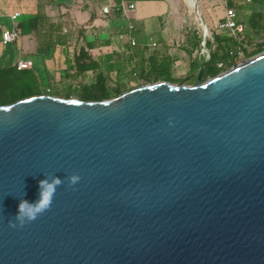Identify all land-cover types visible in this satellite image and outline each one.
<instances>
[{"label": "water", "instance_id": "obj_1", "mask_svg": "<svg viewBox=\"0 0 264 264\" xmlns=\"http://www.w3.org/2000/svg\"><path fill=\"white\" fill-rule=\"evenodd\" d=\"M203 67L0 106V264H264V52Z\"/></svg>", "mask_w": 264, "mask_h": 264}, {"label": "trees", "instance_id": "obj_2", "mask_svg": "<svg viewBox=\"0 0 264 264\" xmlns=\"http://www.w3.org/2000/svg\"><path fill=\"white\" fill-rule=\"evenodd\" d=\"M114 13L121 15L118 4L121 0H113ZM133 2H153L162 0H124ZM222 1V0H221ZM226 7L240 9V4L227 0ZM238 22L237 18H235ZM244 33L233 38L223 34L212 36L205 40V48L209 52V59L200 55L201 35L190 33V47L182 50L190 60L187 76L193 83L204 64L202 80L213 78L229 70L236 64L239 56L252 58L264 52V44L248 51L254 36H264V17L261 13H252L242 23ZM29 29L34 33L37 52L43 59V66L37 69L18 71L16 62L0 66V106L13 104L25 98L38 95H48L58 98H76L85 102H101L115 98L123 93L145 84L159 81L172 84L181 83L173 74L175 58L165 53L153 51L146 58L142 50L133 53L125 48L120 54H112L101 60H95L89 54V49L95 45L85 42L72 53L70 60L66 59L63 71L53 72V67L45 66L46 58L51 60V53L57 45H65L63 34L57 26H53L43 14H38L29 20ZM0 25V36L2 32ZM1 44V41H0ZM197 53L193 57V53ZM205 62V63H204ZM52 71H50V70ZM136 86L133 87L132 84ZM48 90V91H47Z\"/></svg>", "mask_w": 264, "mask_h": 264}, {"label": "crops", "instance_id": "obj_3", "mask_svg": "<svg viewBox=\"0 0 264 264\" xmlns=\"http://www.w3.org/2000/svg\"><path fill=\"white\" fill-rule=\"evenodd\" d=\"M242 2L245 3L244 8L240 13H236L239 24H242L244 19L252 13L259 12L264 17V5H262L264 0H251L250 2L242 0ZM106 5H111L112 9L110 14L103 15L101 9ZM114 9L113 0H0V25L2 30H11L16 27L20 31V39L16 42L19 43L20 48L19 58L22 59L26 56H34L37 52L34 33L29 29L28 24L34 16L43 14L50 24L59 28L61 34L64 28L69 27L73 34L77 31L82 45L85 42L94 44L95 46L89 49V54L95 60H101L112 54H121L125 48H129L133 53L146 50L143 52L145 57L146 52L153 49L150 44L155 43L154 49L164 51L171 58H175V62L177 61V56L172 54L168 47L169 32L164 23L168 4L165 0L137 2L136 10L128 16L123 13L116 16ZM14 13H18L19 16L12 21L10 17ZM128 24L133 26L131 36L135 40V47L117 41L119 34L127 32ZM25 29L27 33H24ZM63 37L66 41L65 45H57L50 52L51 63H45V66L53 67V72L65 70L56 68L54 60L56 50L62 48L63 55L68 60L67 54L64 53V48L68 44V36L63 34Z\"/></svg>", "mask_w": 264, "mask_h": 264}, {"label": "rangeland", "instance_id": "obj_4", "mask_svg": "<svg viewBox=\"0 0 264 264\" xmlns=\"http://www.w3.org/2000/svg\"><path fill=\"white\" fill-rule=\"evenodd\" d=\"M168 4V10L165 14V28L169 32V43L168 47L172 54L177 56V61L173 64V74L175 78L182 80L181 84L184 85H192L195 83L189 82V78L187 76L188 65L190 60L186 56V54L182 51L185 48L190 47V33L191 32H201L200 26H205L207 31V39L212 36V34L223 35L224 33H220L216 25L219 21L222 20L224 12H225V2L227 0H192L193 4H190V0H165ZM236 2V4H240V9H236V13H240L242 8H244L245 1L242 0H231ZM264 5V2H262ZM196 10V12L194 11ZM198 18L200 21H198ZM246 19V18H245ZM244 19V20H245ZM22 20V19H21ZM4 22V21H2ZM5 23V22H4ZM6 25V24H5ZM24 33H27V29L24 30ZM34 40L36 42V38L34 36ZM68 44L64 48V53L67 54L68 60L71 59L72 53L76 48L82 45L79 40V36L73 34L71 30L68 36ZM251 46L248 48V51L254 50L258 44H264V36H254L253 41L251 42ZM159 51V49H151L146 52L145 58L153 51ZM164 53V51L162 52ZM118 55H120L118 53ZM197 53H193V57L196 56ZM20 57V48L19 43H12L7 46H2L0 44V65H10L16 62ZM25 59H29L37 69H41L43 59L40 55L34 56H26ZM65 59L66 57L63 55L62 48H59L54 53V60L56 61L55 65L58 70L65 69ZM250 59V58H248ZM243 56H239L236 64H240L246 60ZM46 63L50 64L51 61L49 57L46 59ZM235 64V65H236ZM233 67V66H232ZM231 67V68H232ZM225 72V71H224ZM223 73V72H222ZM210 78H207L203 81H207ZM180 84V83H176ZM146 85V84H145ZM133 87L136 86L135 83L132 84ZM73 98V97H72Z\"/></svg>", "mask_w": 264, "mask_h": 264}, {"label": "built area", "instance_id": "obj_5", "mask_svg": "<svg viewBox=\"0 0 264 264\" xmlns=\"http://www.w3.org/2000/svg\"><path fill=\"white\" fill-rule=\"evenodd\" d=\"M251 0H246V2H250ZM226 6V3H225ZM118 7L121 9V12L125 15L128 16L130 13L134 12L137 8V2H129V1H124L121 0L118 4ZM112 9L111 5H106L102 7L101 13L103 15H108L110 14ZM19 14L14 13L10 18L12 21H15L18 18ZM236 18V13L233 9H228L225 7V12L223 15V18L221 21H219L216 25L217 30L220 33H224L227 35H230L233 38H238L244 33V26L242 24H239L235 20ZM201 27V44H200V52L199 54L204 56L206 60L209 59V52L205 48V40L207 39V31L205 26H200ZM71 28L66 27L63 29V34L69 36L71 32ZM133 30V26L131 24H128L127 26V32L119 34L117 36V41L118 42H124L127 43L130 47H135L136 43L135 40L131 36V32ZM20 39V31L14 27L11 30H3L1 32L0 36V41L2 46H7L9 44L15 43ZM151 48H155L156 44L151 43L150 44ZM33 68V63L30 60H25L22 58H19L16 61V69L18 71H23V70H31ZM48 91V90H47Z\"/></svg>", "mask_w": 264, "mask_h": 264}, {"label": "clouds", "instance_id": "obj_6", "mask_svg": "<svg viewBox=\"0 0 264 264\" xmlns=\"http://www.w3.org/2000/svg\"><path fill=\"white\" fill-rule=\"evenodd\" d=\"M56 183H59L57 180ZM39 186L44 189L42 198L40 200V207L43 208L47 206L51 201L52 192L54 190V184L48 183L45 180L39 181ZM20 209V205H18L17 210Z\"/></svg>", "mask_w": 264, "mask_h": 264}, {"label": "bare ground", "instance_id": "obj_7", "mask_svg": "<svg viewBox=\"0 0 264 264\" xmlns=\"http://www.w3.org/2000/svg\"><path fill=\"white\" fill-rule=\"evenodd\" d=\"M189 3H190V4H193V1H192V0H190V1H189Z\"/></svg>", "mask_w": 264, "mask_h": 264}]
</instances>
